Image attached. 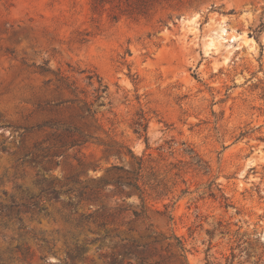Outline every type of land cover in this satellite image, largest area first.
Wrapping results in <instances>:
<instances>
[{
  "label": "rangeland",
  "instance_id": "1",
  "mask_svg": "<svg viewBox=\"0 0 264 264\" xmlns=\"http://www.w3.org/2000/svg\"><path fill=\"white\" fill-rule=\"evenodd\" d=\"M260 23L264 0H0V264H185L176 239L186 264H264ZM139 159L132 221L138 196L90 179Z\"/></svg>",
  "mask_w": 264,
  "mask_h": 264
},
{
  "label": "trees",
  "instance_id": "2",
  "mask_svg": "<svg viewBox=\"0 0 264 264\" xmlns=\"http://www.w3.org/2000/svg\"><path fill=\"white\" fill-rule=\"evenodd\" d=\"M94 1V5L96 6H100L104 3L110 2V0H93ZM113 1H118V2H124L126 5L128 6H136V7H141V6H146L150 3V1L152 0H113ZM264 26L262 23H260V25L251 30L249 33V37L250 38H254L256 41H258L259 36L261 35V33L263 32ZM260 49L262 50V45H260ZM84 111L85 113H87V116L89 117H93V114L91 112V105L88 103L84 104ZM135 129L133 130L134 134L138 135L139 137H143L145 143H147L148 138H147V128H148V122H147V118H145L144 115H141L139 117V121H136L135 123ZM68 133H71L72 131H74V129H69L67 128L65 130ZM82 134V133H81ZM80 134V135H81ZM88 135H85V137H87ZM82 137V135L80 136V138ZM90 137V136H89ZM80 140H71L68 144L72 147V146H76V145H80ZM83 143V142H81ZM126 152L128 154L131 155V157L133 158V154L130 151V149H126ZM143 162L141 159H139L138 161H134L133 162V169L132 170H124L122 168H118L113 166L112 169L114 170H119L121 172H123L125 174V177L121 176V175H117L116 177L107 180L104 178H96V179H90L91 181L95 182L97 184V190L98 191H102L105 190L107 188V186L112 185L113 186V190L115 191V193L118 194V196H120V199H122V201L124 202L125 198H131L133 196V194H136L138 196V198L141 201V205H140V211H137L135 208L138 207V205H133L130 204L128 207H134V210L132 211V217L133 220L132 221H138L141 216L142 218L145 217L144 211H143V202L145 200V190L142 188V186L140 185V180L142 177V172H143ZM131 175V176H130ZM128 188V190L126 192H124V189ZM47 190H42V192H46ZM98 191H94V192H98ZM28 201L22 204H15L14 201H12V203L8 206H4V210H9L11 212L12 207L17 205L18 207H25L27 210L36 208L39 211H43L45 210V208L39 206L38 202H30V200L32 198H35V196L32 194L30 196L27 197ZM224 200H226L224 198ZM1 206V205H0ZM225 207H228L227 204H225ZM117 212H121L124 211V209L122 208V206H118L116 208ZM107 235H105L106 237ZM164 240H169L170 238H165L163 237ZM174 238V236H173ZM100 238H96L95 240H99ZM176 248L179 250L180 254L179 256L182 258L183 262L186 264V250L185 247L183 245V243L176 239ZM156 242V241H155ZM132 247V246H131ZM131 247L127 246L126 244H122L121 245V250L117 253H113L110 257L109 260V264H123V260L125 257H135V258H139L137 257V255L135 253H133L131 251ZM140 260H142L141 258H139ZM127 264H132L130 262H128Z\"/></svg>",
  "mask_w": 264,
  "mask_h": 264
},
{
  "label": "bare ground",
  "instance_id": "3",
  "mask_svg": "<svg viewBox=\"0 0 264 264\" xmlns=\"http://www.w3.org/2000/svg\"><path fill=\"white\" fill-rule=\"evenodd\" d=\"M249 40H250V39H248V41H249ZM209 44L212 45V40L209 41Z\"/></svg>",
  "mask_w": 264,
  "mask_h": 264
}]
</instances>
